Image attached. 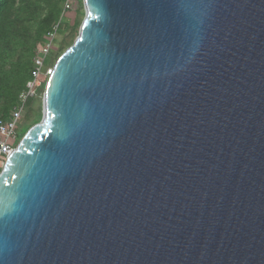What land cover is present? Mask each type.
I'll return each instance as SVG.
<instances>
[{
	"label": "water",
	"instance_id": "obj_1",
	"mask_svg": "<svg viewBox=\"0 0 264 264\" xmlns=\"http://www.w3.org/2000/svg\"><path fill=\"white\" fill-rule=\"evenodd\" d=\"M81 2L0 170V264H264V0Z\"/></svg>",
	"mask_w": 264,
	"mask_h": 264
},
{
	"label": "trees",
	"instance_id": "obj_2",
	"mask_svg": "<svg viewBox=\"0 0 264 264\" xmlns=\"http://www.w3.org/2000/svg\"><path fill=\"white\" fill-rule=\"evenodd\" d=\"M64 2L65 0H0V120H6L18 106L19 96L31 79L32 59L38 47L55 27L56 34L60 31ZM77 2L80 6L74 20L63 28L60 42L45 60V66L49 68H53L59 56L73 44L78 35L84 12L81 0ZM47 79L48 77L42 78V91ZM28 101L29 99L25 106ZM38 103L37 99L31 102L33 108L25 114L29 127L22 135L41 120Z\"/></svg>",
	"mask_w": 264,
	"mask_h": 264
},
{
	"label": "built area",
	"instance_id": "obj_3",
	"mask_svg": "<svg viewBox=\"0 0 264 264\" xmlns=\"http://www.w3.org/2000/svg\"><path fill=\"white\" fill-rule=\"evenodd\" d=\"M73 0H65L63 4V13L70 11ZM56 36V27L54 31L47 34L43 43L38 47L35 56L32 59L33 69L31 71V79L25 85L24 91L19 96V103L6 120H0V169L9 155L15 149L19 138L16 134V129L19 121L25 112V103L30 97L37 96V91L42 88V78L48 77L51 69L45 66V60L49 56L52 44Z\"/></svg>",
	"mask_w": 264,
	"mask_h": 264
},
{
	"label": "rangeland",
	"instance_id": "obj_4",
	"mask_svg": "<svg viewBox=\"0 0 264 264\" xmlns=\"http://www.w3.org/2000/svg\"><path fill=\"white\" fill-rule=\"evenodd\" d=\"M79 6H80V4L77 2V0H73L71 10L65 13V15L63 17V20H62L61 29L58 32V34H56L55 39H54L53 44H52V49H51L52 53H53V50L55 49V46L57 45V43L60 42V40H61V31L67 25L68 22H70V21L72 22L74 20L75 15H76V11L79 9ZM49 69L52 70V67H50ZM35 91L37 92L36 93L37 96L29 98V101H28L27 105L25 106L24 115H23V117L21 118V120L18 123L17 129H16V134H17L19 139H20V136L26 131V128L29 127L28 123L25 120V114L27 113V111H29L31 108H33V104H31V102L33 100L37 99V101H39L37 107L41 110V114H42V96H43V91L44 90L42 91V88H40V90L37 91V88H36ZM22 136H21V138H22Z\"/></svg>",
	"mask_w": 264,
	"mask_h": 264
}]
</instances>
